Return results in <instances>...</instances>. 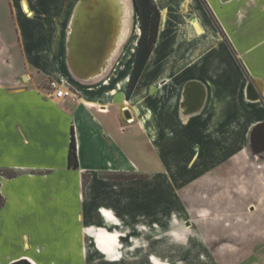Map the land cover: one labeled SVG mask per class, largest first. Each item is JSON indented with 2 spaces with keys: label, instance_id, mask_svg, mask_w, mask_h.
Returning <instances> with one entry per match:
<instances>
[{
  "label": "crops",
  "instance_id": "crops-1",
  "mask_svg": "<svg viewBox=\"0 0 264 264\" xmlns=\"http://www.w3.org/2000/svg\"><path fill=\"white\" fill-rule=\"evenodd\" d=\"M154 1L157 41L127 98L138 39L133 14L125 12L114 40L117 47L129 37L128 65L109 96H101L85 90L111 83L112 69L99 77L116 49H109V24L85 21L76 28L78 40L70 30L71 18L87 19L96 0H0V168L16 171L0 176V219L9 237L16 225L29 226L22 243L0 250V264L21 258L31 264H185L202 255L214 264H264V0ZM168 1L184 18L180 37L207 29L212 47L197 62L171 58L173 67L150 78ZM184 62L195 64L185 90L168 78ZM51 78L80 95L50 96ZM155 123L173 136L169 144L197 145L185 159L204 171L189 173L184 189L213 171L220 188L209 200L201 194L198 201L177 199L175 186L163 180L174 176L170 170L142 169L128 155L126 145L143 134L162 162ZM71 128L76 168L67 165ZM111 173L146 177L111 180ZM195 212L197 233L187 218Z\"/></svg>",
  "mask_w": 264,
  "mask_h": 264
},
{
  "label": "rangeland",
  "instance_id": "rangeland-1",
  "mask_svg": "<svg viewBox=\"0 0 264 264\" xmlns=\"http://www.w3.org/2000/svg\"><path fill=\"white\" fill-rule=\"evenodd\" d=\"M84 1V0H83ZM91 1V0H89ZM111 1V6L110 8H114V6L116 7L118 12L119 10H122V8L124 9L123 12L127 11L126 8V2L125 0H123V3H120L119 0H110ZM128 1V0H127ZM131 5H132V10L133 12L131 14V24H132V28L133 31L137 29V36L139 37L140 34V29L138 26V22H137V16H136V12L133 6V1L130 0ZM170 2L168 1V6L166 7V11H167V16L165 18L164 24H163V28L160 31L159 34V38H158V43H157V47H156V52H155V60L152 63L151 67L152 71L150 73V78L152 77H157V75H160L166 72L167 68H171L172 63L170 65L169 59H177L178 57H180V60H182V57H192V60L194 62L198 61V58H200L201 56H204L206 50L204 48H208L209 46L212 45L211 42V37L209 32H207V29L205 30V32H203V34L201 36L198 35H193L190 38H188V36H181V33L178 31V25L180 23H182L184 21V18L182 16H180L179 14H175V10L172 8V6L169 5ZM81 9V8H80ZM115 16V15H114ZM129 18V17H128ZM75 20L74 18H71L70 21V30L73 31V33H76V26H74ZM113 24L115 25V28L111 34L110 37V41H109V45H110V52H112L113 49H115V51L111 54V58H110V64L106 67V69L102 72H100L99 77H103V75H105V73L108 71V69H112L111 70V77H110V82L109 83V87H106L105 85H102L96 89H88L85 91H88L89 93H93V94H99L101 96H109L108 92L109 90H111L112 85L116 82V80L125 72L126 70V66L128 65V55H129V37H126L119 45L115 44V33H116V28H117V24H118V19H114ZM136 29H135V28ZM116 29V30H115ZM135 32V31H134ZM117 34V33H116ZM138 41V39H137ZM212 47V46H211ZM209 52V51H208ZM176 62L178 60H175ZM195 65V64H194ZM193 64H188V63H183L182 65H174V70L173 72H175V74H171L172 71H170V74L168 75V78L172 79L171 82H169L170 86L179 84V83H183V88L185 90L186 85L189 84L188 78H192L191 76L193 75H187V70L188 68L194 66ZM102 68L104 67L103 65L101 66ZM150 67V68H151ZM178 73V74H177ZM189 73V71H188ZM195 77V76H194ZM158 78V77H157ZM67 82V81H66ZM70 86V88L72 89V91L75 93V97H77L78 95H80V92H78L72 85H70L68 82L66 83ZM74 84L76 85V83L74 82ZM82 85L77 84L76 88L80 91V90H84L82 89ZM99 90V91H98ZM146 97V96H144ZM151 97H146V102L149 101L152 103V98ZM183 100H184V95L182 96ZM158 101L161 100V98H157ZM130 118H128L129 121ZM155 129L157 130V132L159 133L160 138V143H159V156L160 159L162 160V162L159 161V159L156 157V152H155V147L153 148L152 145L148 142V140L144 137L143 134H140L137 136V140L132 141L133 143H129L126 145L127 148V153L128 155H130V157L135 161V163H137V165L140 168H146L148 167L149 169H159V170H170L169 172L171 174H174V176L172 175H168V177L164 176L163 180H170L171 183L175 186V195L177 197V199H184V200H195L198 201L199 200V195H203L204 197L207 196V200H209V198L214 196V193L216 192L215 189L216 188H220V184L217 182L219 180V177L215 180V172L212 171L211 174L206 175L201 177L199 180L192 182L189 186L187 185V187L184 189V186H186V184H188V178H189V173L190 174H197V172L200 171H204V169H202L203 167L198 165V162L194 165L195 167L188 166V161L185 159V157L187 156L186 153L187 152H196L197 149H194L197 147V145H186L183 146L181 144H169L172 140H173V136H170L171 138H168L169 136H166V134L163 132V127L158 123L154 125ZM158 126V128L156 127ZM140 136V137H139ZM254 149H250V152H254L252 151ZM185 152V154H184ZM257 155V154H255ZM251 158V156H250ZM253 158V156H252ZM198 165V167H197ZM248 165V161L244 160L242 161V165L239 166L238 169H240V171H245ZM251 165V164H250ZM234 166V165H233ZM231 166L228 165L226 166V168H230ZM129 174V173H126ZM137 174V173H136ZM140 175L141 179H144L146 177L145 173H141L138 174ZM83 177H85V182L88 179L87 175H83ZM225 181V179H223ZM84 182V181H83ZM84 182V183H85ZM224 187V184L223 186ZM191 194V198L188 196ZM225 195V193H224ZM179 196L181 198H179ZM184 196V198H183ZM250 202L252 201L249 198ZM191 211L193 213V210L188 209V211ZM198 210H196L197 212ZM246 211V209L244 210ZM195 212V213H196ZM196 216V219H195ZM191 216H188L187 218H189V221L194 223H197V213ZM194 223V226L190 227V231L193 233H197V228L196 225ZM2 226H3V222L0 219V250L3 249H8L11 248L14 244L18 245L19 243H22L23 240V234L22 232L24 231V229H27L29 226H24V224H18L15 226V231L13 233L12 237L10 236V233H5L2 231ZM48 227H52V226H48ZM41 237L38 238H43L44 236L42 234H40ZM199 258V259H198ZM176 263H181V258L180 257H176ZM204 261L205 260V264H214V258L212 256H201V257H189V259L187 258L186 260H184L185 264H199L198 261ZM187 261V263H186ZM202 262V264H204ZM182 264V263H181ZM242 264H250L249 261H246Z\"/></svg>",
  "mask_w": 264,
  "mask_h": 264
},
{
  "label": "trees",
  "instance_id": "trees-1",
  "mask_svg": "<svg viewBox=\"0 0 264 264\" xmlns=\"http://www.w3.org/2000/svg\"><path fill=\"white\" fill-rule=\"evenodd\" d=\"M133 6L137 16V22L140 29L136 49L134 52L131 71L128 78L127 88L125 96L129 98L136 82L138 81L144 66L151 54L152 49L157 41L160 10L154 0H132ZM219 27V26H218ZM223 34L221 28L219 29ZM67 165L70 168H76L78 166V156L76 149V141L74 137V131L71 128L70 141L67 153ZM0 176L6 178H12L16 176V171L10 168H0ZM107 178L111 180H130L140 175L135 173L129 174H108ZM85 182V177H83ZM5 198L0 191V208L4 205ZM9 264H31L24 258L10 262Z\"/></svg>",
  "mask_w": 264,
  "mask_h": 264
},
{
  "label": "flooded vegetation",
  "instance_id": "flooded-vegetation-1",
  "mask_svg": "<svg viewBox=\"0 0 264 264\" xmlns=\"http://www.w3.org/2000/svg\"><path fill=\"white\" fill-rule=\"evenodd\" d=\"M111 5L112 4H111L110 0H96L95 6H94V8H92L93 12L92 13L91 12L87 13V16H88L87 19H85L86 17H78L76 19V24L78 25V28L82 30V28H83L82 26H84L82 24H84L85 21L86 22L88 21L87 22V23H89L88 25L95 26V24H97L99 22V19H104L106 24H110V22H108V19L113 18L114 14H115L116 18L118 19L117 26H119L120 23H121L120 17H118L120 10L118 9V12H116L114 14H109L107 9ZM111 9H112V7H111ZM85 25H86V23H85ZM89 31H90L88 33L89 40L93 41L94 33H93V31L91 29ZM115 35H116V33H115Z\"/></svg>",
  "mask_w": 264,
  "mask_h": 264
},
{
  "label": "built area",
  "instance_id": "built-area-1",
  "mask_svg": "<svg viewBox=\"0 0 264 264\" xmlns=\"http://www.w3.org/2000/svg\"><path fill=\"white\" fill-rule=\"evenodd\" d=\"M66 83L67 82L65 80L51 78L47 84L48 94L52 97H63L73 100L74 98H76L75 93Z\"/></svg>",
  "mask_w": 264,
  "mask_h": 264
},
{
  "label": "water",
  "instance_id": "water-1",
  "mask_svg": "<svg viewBox=\"0 0 264 264\" xmlns=\"http://www.w3.org/2000/svg\"><path fill=\"white\" fill-rule=\"evenodd\" d=\"M108 10V12H110V13H112V14H114V13H116V11H117V9H116V7L114 6V8H108L107 9ZM115 15V14H114ZM114 19H116V16H113V18H110V19H108L109 21L108 22H110V24H109V29L111 30L110 32H111V34H112V32H113V30H114V28H115V25L113 24V21H114ZM112 22V23H111ZM74 26H76V27H78V25L76 24V20H75V22H74ZM110 34V35H111ZM73 36H74V38L75 39H77L78 40V33H77V31H76V33H72L71 34V37H72V39H73ZM76 36H77V38H76ZM80 39V38H79ZM109 41H110V38H109ZM108 41V42H109ZM72 42H74L73 40H72ZM108 44V43H107ZM125 112V114H126V116H128L129 114H128V111L127 110H124Z\"/></svg>",
  "mask_w": 264,
  "mask_h": 264
},
{
  "label": "bare ground",
  "instance_id": "bare-ground-1",
  "mask_svg": "<svg viewBox=\"0 0 264 264\" xmlns=\"http://www.w3.org/2000/svg\"><path fill=\"white\" fill-rule=\"evenodd\" d=\"M122 3H123V1H122ZM126 8H127L128 15L131 16V13H132V5H131L130 0H128V1L126 0ZM123 11H124V9L122 8V10H120L119 16H118V17L121 18V23H122V20H123V16L125 15V12H126V11L125 12H123ZM117 28H118V26H117Z\"/></svg>",
  "mask_w": 264,
  "mask_h": 264
}]
</instances>
